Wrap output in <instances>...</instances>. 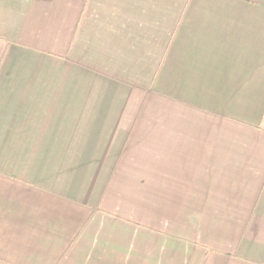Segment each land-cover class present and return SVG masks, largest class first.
Returning <instances> with one entry per match:
<instances>
[{
  "label": "crops",
  "instance_id": "1",
  "mask_svg": "<svg viewBox=\"0 0 264 264\" xmlns=\"http://www.w3.org/2000/svg\"><path fill=\"white\" fill-rule=\"evenodd\" d=\"M0 264H264V0H0Z\"/></svg>",
  "mask_w": 264,
  "mask_h": 264
}]
</instances>
